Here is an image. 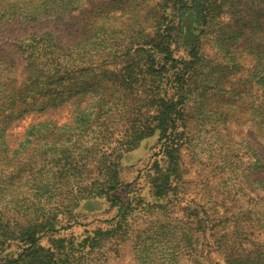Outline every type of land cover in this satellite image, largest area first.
I'll return each mask as SVG.
<instances>
[{
    "label": "rangeland",
    "instance_id": "374dc122",
    "mask_svg": "<svg viewBox=\"0 0 264 264\" xmlns=\"http://www.w3.org/2000/svg\"><path fill=\"white\" fill-rule=\"evenodd\" d=\"M159 4L162 0H35L16 23L6 24L0 14L1 60L11 88L5 99L12 92L17 99L26 89L27 103L34 101L23 113L25 102L15 99V114L4 130L0 121V190L4 189L0 195L3 192V200L14 204L29 196L28 200L53 209L55 232L44 234L41 242L48 246L64 239L69 250L62 264H169L161 256L166 250L167 258L173 250L176 239L166 241L172 232L193 234V248L197 256L202 254V264H230L214 243L219 226L225 224L224 229L234 232L233 214L239 204L264 206V185L256 182L261 174L255 163L257 157L264 164V49L245 44L252 18L248 14L254 12L264 22V0H215L213 30L197 38L199 59L185 99L188 135L178 154L182 184L171 203L155 208L162 203L152 195L150 174L160 158V141L157 133L140 140L121 153L120 182L108 194L122 203L130 200L133 206L139 197L146 204L129 212L133 221L124 240L116 232H94L112 227L122 209L117 211L104 194L87 196L82 189L91 182H104L98 164L103 154L113 158L110 149L121 143L124 104L139 108L140 115L154 108L151 79L125 67L142 54L136 49L145 47L141 39L152 34ZM182 25L181 34L176 29L171 33V48L174 57L185 59L196 34L191 13ZM232 29L245 34L226 38L223 32ZM25 49L28 59L20 57ZM238 90L239 95L232 97ZM82 110L87 118L75 127L76 114ZM95 120L114 122L116 128L114 141L103 144L98 160L90 155ZM39 121L54 122L60 128L58 135L19 147L26 127ZM6 146L17 149L12 162ZM81 158L86 163L76 166L74 175L70 172L75 168L62 167L68 159L78 164ZM56 161L70 174L64 175L68 181L58 182L54 171L48 170ZM30 175L34 181L24 185ZM179 221L182 230L173 228ZM214 224L218 225L213 228ZM250 230L253 237L264 240V223ZM21 246L18 240L2 246L0 257L16 255ZM177 264L192 261L184 257Z\"/></svg>",
    "mask_w": 264,
    "mask_h": 264
},
{
    "label": "trees",
    "instance_id": "16d2710c",
    "mask_svg": "<svg viewBox=\"0 0 264 264\" xmlns=\"http://www.w3.org/2000/svg\"><path fill=\"white\" fill-rule=\"evenodd\" d=\"M33 1L35 0H0V14L4 16L5 23H16L15 21L19 16H25L26 8H30V4ZM214 4L215 0H162V4L157 5L159 12L153 14L155 20L152 25V34L141 39L140 44L145 45V47L136 49L137 51H141L142 54L136 58H132L133 60L130 59L131 61L125 67L127 70L134 69L139 75L143 74L151 79L149 82L155 91L154 108L151 113L144 111L140 115L139 108L131 104H124L125 109L120 114L122 117L121 131L123 133L121 143H119V146L116 144L110 149L108 155L110 156L114 153L113 158L106 159L107 156L103 154L104 160L98 164L104 170V182L98 185L94 184L96 182H91L92 185L84 186L82 189L83 194L85 193L84 195L87 196L104 194L110 201V204L117 207V211L122 209L120 217L112 227L103 231L97 228L94 232L98 234H107L109 231L116 232L120 239L124 240L126 235L128 237L133 221V216H129V212L138 206L143 208L146 204H144V201L140 197L134 202L135 206H133V202L130 200L122 203L118 197L111 198L108 194L120 182L117 166L121 153L135 148L140 140L157 133L160 141V150L158 152L160 158L154 162V170L150 174L152 195L161 200L162 203L156 205L155 208H161L163 204L171 203V196L179 188V185L182 184L183 171L181 170L178 154L179 148L184 145L188 135L185 119V99L189 90L188 84L195 74L194 67L199 59L198 53L200 52L197 38L201 34L211 33L213 30L215 17L212 10ZM261 10L264 11V8ZM188 13H191L195 25L193 28L196 31L195 41L190 42V50L187 53L188 58H176L171 48V45L174 43V36L172 37L171 33L175 29L177 30V34L182 33L183 18ZM252 14L254 12L248 14L252 18L248 23L250 31L245 39V44L249 46V49L256 46L264 49V22ZM233 30H225L223 32L226 38L235 39L245 34V31L236 33ZM26 51L28 52L27 49L20 52V57L28 59L29 54L24 55ZM2 54L0 53V55ZM3 58L4 55L0 57V91L2 90V95H0V121L3 123L4 130L7 127L9 119L15 114L13 111L17 99H23V102H25L23 113L27 111V105L29 107V104H33L34 101L27 103V97L24 94L26 93V89H22L25 92H19L21 96L18 95L17 99L13 92L8 98L9 100L5 99L11 88L9 86V72L2 65L3 60L1 59ZM233 61L238 64L240 63L238 58H234ZM240 91L232 93V97L239 95ZM224 92H227V90H224ZM229 92L231 93V90ZM97 102L96 100L93 105L95 106ZM137 116H141V119L135 118ZM85 118H87L86 110L77 112V125L75 127H78V123L83 122ZM129 121L132 122L129 123ZM113 123L101 120L93 122L96 129L92 136L93 139L90 141V155L93 156L94 160L101 158L97 159V153L102 151L101 147L105 142L111 143L114 141L112 139L116 128L113 126ZM59 129L54 122L49 121H39L29 124L25 129L24 137L19 143V147L32 143L42 137H55L58 135ZM117 147L120 148L117 149ZM4 150L10 152L11 155L9 154L7 158L12 162L16 157L17 149L9 150L6 146ZM25 150L23 148V151ZM19 152L21 151L19 150ZM82 163H86L83 158H81L78 164L68 159L62 167L64 166L63 168L66 171L75 168L74 171L70 172V174L74 175L78 172L76 166ZM255 163L256 168L260 170L259 174H261L256 182L261 184L262 187L264 185V164L257 157ZM35 165H39V162ZM48 170L54 171L53 175L58 182L61 180L65 182L69 179L68 176L65 177L64 175L70 174L61 170L57 161ZM254 170L256 171V169ZM32 181H34V175L32 177L31 175L30 177L28 176L23 184ZM102 186L105 188H102ZM53 188L57 189V187ZM3 190L1 188L0 191ZM4 195L3 192L0 195V248L2 249V246L7 247L12 241L16 240L22 243V246L16 255L10 254L0 257V264H62L68 258L69 250L64 239L57 238L53 241V244L48 246L41 242L44 234H53L55 232L54 224L51 222L52 215H50V213H53V209L46 208L43 203H34L28 200L27 197L29 196L26 199L23 198L24 201L18 204L12 203L11 199L5 202L3 200ZM134 198L136 199V197ZM147 209H151V207H147ZM42 217H44V220H39ZM233 218L234 232L231 231L230 233V231L224 229L226 227L225 224L220 225V232L214 242L218 251L222 253V258L228 263L230 262V264H264V240L253 237L250 230L264 223V206L257 208L255 204H239L237 212L233 214ZM227 219L228 217H224V220ZM178 223H181V221L176 222L173 228L182 230L183 227L181 225L178 226ZM216 225L214 224L213 228ZM181 235L177 236L174 232L169 233L168 236L170 238L166 241L169 242L170 239H176V242L174 243L173 250L168 252L167 258H164L166 250L162 251L161 259L169 264H177L181 258L188 257L192 261V264H202L203 258H200L202 254L197 256L196 249L193 248V234L187 232ZM82 241L85 243L87 239L84 238ZM85 245L91 246L89 243Z\"/></svg>",
    "mask_w": 264,
    "mask_h": 264
}]
</instances>
